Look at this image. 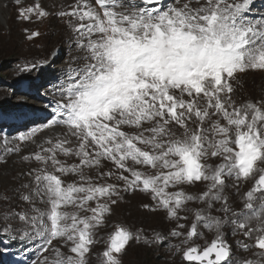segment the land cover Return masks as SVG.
<instances>
[{"label":"snow or ice","instance_id":"1","mask_svg":"<svg viewBox=\"0 0 264 264\" xmlns=\"http://www.w3.org/2000/svg\"><path fill=\"white\" fill-rule=\"evenodd\" d=\"M12 2L18 21L52 15ZM254 4L74 0L56 12L70 58L44 120L0 137V164L21 163L0 190V237L34 246L29 264H123L133 243L165 242L179 264H264V94L234 87L264 77ZM125 193L147 197L168 231L114 219Z\"/></svg>","mask_w":264,"mask_h":264},{"label":"rangeland","instance_id":"2","mask_svg":"<svg viewBox=\"0 0 264 264\" xmlns=\"http://www.w3.org/2000/svg\"><path fill=\"white\" fill-rule=\"evenodd\" d=\"M34 2L24 0L23 6ZM40 3L52 14L42 22L18 21L17 8L12 0H7L5 21H0V137L16 135L44 120L51 111L48 105L52 99L46 93L58 83V76L70 58L68 33L55 13L74 0H40ZM254 11H264V0H255ZM25 29L28 33L37 31L39 35L28 40ZM31 63L37 67L30 72L20 71L21 66ZM234 87L238 97H256L264 94V77L249 73L242 76ZM20 168L21 163L15 157L9 158L6 165L0 164V190L16 186L13 178ZM124 195L125 199L114 207V219L133 230L143 228L148 238L154 232L165 234L168 231L170 225L164 220L163 213H153L143 207L150 203L147 197L139 193ZM206 239L210 242L212 235L208 234ZM229 239L233 238L229 235ZM172 243L176 241L172 240ZM34 251L31 244L26 246L0 237V264H29ZM179 260L167 242L151 246L133 243L123 257V264H179Z\"/></svg>","mask_w":264,"mask_h":264},{"label":"bare ground","instance_id":"3","mask_svg":"<svg viewBox=\"0 0 264 264\" xmlns=\"http://www.w3.org/2000/svg\"><path fill=\"white\" fill-rule=\"evenodd\" d=\"M47 3H49V2H47ZM6 4H7V0H0V21H5L4 19H5V13H6V11H5L6 10L5 9L6 8ZM59 5H60V3H59ZM25 6H26V4H25Z\"/></svg>","mask_w":264,"mask_h":264}]
</instances>
